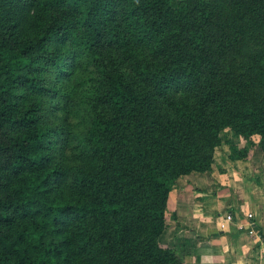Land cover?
<instances>
[{
	"label": "trees",
	"instance_id": "trees-1",
	"mask_svg": "<svg viewBox=\"0 0 264 264\" xmlns=\"http://www.w3.org/2000/svg\"><path fill=\"white\" fill-rule=\"evenodd\" d=\"M227 130L264 151V0H0V264H180Z\"/></svg>",
	"mask_w": 264,
	"mask_h": 264
},
{
	"label": "crops",
	"instance_id": "crops-1",
	"mask_svg": "<svg viewBox=\"0 0 264 264\" xmlns=\"http://www.w3.org/2000/svg\"><path fill=\"white\" fill-rule=\"evenodd\" d=\"M230 132L229 155L222 142L212 171L180 178L170 194L159 243L180 264H264V151L259 137L250 144ZM231 146L248 149V158L232 159ZM227 214L235 224L223 231L219 222ZM251 225L258 235H249Z\"/></svg>",
	"mask_w": 264,
	"mask_h": 264
},
{
	"label": "built area",
	"instance_id": "built-area-1",
	"mask_svg": "<svg viewBox=\"0 0 264 264\" xmlns=\"http://www.w3.org/2000/svg\"><path fill=\"white\" fill-rule=\"evenodd\" d=\"M247 219L248 220L254 219V215L249 213L247 215ZM234 224H235V218L233 217L232 214H227V215L223 216L222 218H220L219 225H220V229L223 230V231L229 229L230 226H232ZM248 233H249L250 236L258 235L256 230L254 229V227L252 225L250 226V229L248 230Z\"/></svg>",
	"mask_w": 264,
	"mask_h": 264
},
{
	"label": "rangeland",
	"instance_id": "rangeland-1",
	"mask_svg": "<svg viewBox=\"0 0 264 264\" xmlns=\"http://www.w3.org/2000/svg\"><path fill=\"white\" fill-rule=\"evenodd\" d=\"M173 1H174V4H177L178 2L183 1V0H173ZM230 133L231 132L229 131L227 134L226 133L222 134V140L225 143V145H227L226 148L228 149V151L226 152V155H229V152H230V150H229V148H230L229 139H231ZM223 155H224V153H223Z\"/></svg>",
	"mask_w": 264,
	"mask_h": 264
}]
</instances>
